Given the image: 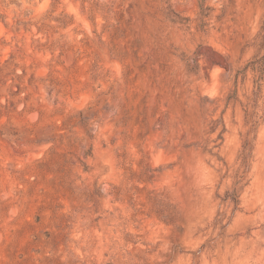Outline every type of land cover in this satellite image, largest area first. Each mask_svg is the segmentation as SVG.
<instances>
[{
  "label": "rangeland",
  "instance_id": "374dc122",
  "mask_svg": "<svg viewBox=\"0 0 264 264\" xmlns=\"http://www.w3.org/2000/svg\"><path fill=\"white\" fill-rule=\"evenodd\" d=\"M0 264H264V0H0Z\"/></svg>",
  "mask_w": 264,
  "mask_h": 264
}]
</instances>
